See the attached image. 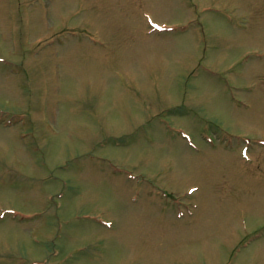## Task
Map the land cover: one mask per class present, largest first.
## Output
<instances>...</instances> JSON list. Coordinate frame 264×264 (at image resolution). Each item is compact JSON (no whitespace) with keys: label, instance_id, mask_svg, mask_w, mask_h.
I'll return each mask as SVG.
<instances>
[{"label":"rangeland","instance_id":"1","mask_svg":"<svg viewBox=\"0 0 264 264\" xmlns=\"http://www.w3.org/2000/svg\"><path fill=\"white\" fill-rule=\"evenodd\" d=\"M261 143L264 0H0V264H264Z\"/></svg>","mask_w":264,"mask_h":264}]
</instances>
